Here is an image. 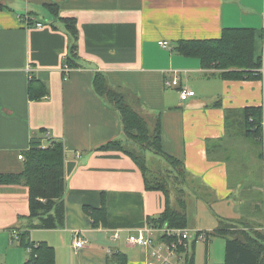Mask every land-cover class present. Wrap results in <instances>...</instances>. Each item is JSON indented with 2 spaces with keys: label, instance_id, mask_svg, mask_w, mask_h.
Segmentation results:
<instances>
[{
  "label": "crops",
  "instance_id": "1",
  "mask_svg": "<svg viewBox=\"0 0 264 264\" xmlns=\"http://www.w3.org/2000/svg\"><path fill=\"white\" fill-rule=\"evenodd\" d=\"M0 3L6 7L0 10V173H20L24 163L19 156L44 132L64 144L66 226L30 229L32 241H46L55 248L56 264H108L118 251L127 255L128 264H147V252L130 245L127 236L145 228L149 219L166 209L165 194L147 190L142 172L128 155L98 150L112 140L132 145L124 136L120 114L93 87L98 72L106 75L111 86L128 90L146 112L160 116L164 150L184 163L190 178L211 189L220 220L253 216L247 207L231 200L236 190L230 166L221 158L225 148L214 150L210 159L208 142L218 146L228 138L227 110L264 106V81L223 80L219 71L203 69L199 59L180 55L176 42L220 38L225 28H254L256 51L263 56L264 0ZM54 5L57 19L50 9ZM26 13L44 23V28L26 26L20 18ZM60 18H74L79 33L78 65L68 75L63 68L72 39ZM164 41L168 48L160 45ZM28 66L33 67V77L49 87L48 96L40 101L28 97L32 76ZM176 78L196 96L182 101L178 89L166 86ZM155 159L151 156L150 163ZM184 190L189 196L187 187ZM103 199L106 226L94 228L84 207L102 208ZM175 203L177 197L172 196L177 208ZM29 214L27 186L0 185V264L28 261L29 251L13 240V233L26 231ZM202 228L188 226L193 232L207 231ZM116 231H121V239L112 241ZM78 235L88 241L81 248L74 245ZM197 261L195 250V264Z\"/></svg>",
  "mask_w": 264,
  "mask_h": 264
},
{
  "label": "trees",
  "instance_id": "2",
  "mask_svg": "<svg viewBox=\"0 0 264 264\" xmlns=\"http://www.w3.org/2000/svg\"><path fill=\"white\" fill-rule=\"evenodd\" d=\"M4 8L6 7L0 3V10ZM50 9L57 19L58 7L54 5ZM59 20L72 39L70 54L65 61L71 68H75L78 65L75 61L79 37L77 21L74 18ZM257 40L258 34L254 28H225L220 38L178 40L176 51L185 57L199 59L203 69L219 71L217 75L223 80H261L262 76L258 69L262 65L263 56L257 54ZM93 87L98 96L120 114L124 136L133 145V148H129L121 140H112L98 150L125 153L142 172L147 190L161 191L165 194L166 209L159 217L149 219L150 225L188 228L186 191L182 186L190 177L184 163L164 150L160 116L142 113L139 101L130 95L128 90L111 86L103 73L95 74ZM48 94V85L32 77L28 85L29 99L40 101ZM226 126L228 137L250 141L261 148L259 158L263 163L264 172V106L227 110ZM46 133L44 132L40 139H33L32 147L23 154L24 168L20 173H0V185H25L29 188L30 214L26 217L29 223L26 231L19 234L20 246L30 254L24 264H56L55 248L46 241H32L30 229L56 230L64 229L66 226L65 148L62 142L56 141L53 137L48 138ZM213 143L216 142H208L210 159L214 150L224 148L221 143L218 146H213ZM148 152L161 157L167 164L180 169L185 175V182H182L177 189L178 209L172 205L173 189L171 188L177 184L171 185L167 179L173 173L172 169L167 170L166 177L158 176L148 164L146 156ZM84 211L91 216L94 228L106 226L108 213L104 199L102 208L85 206ZM234 222L222 221L219 229L206 232L208 237L206 243H209L214 236L225 238V257L221 264H264V234L252 235L249 231L231 233L232 228L229 226ZM196 245V242L192 243L188 250L187 264H195ZM108 264H128V257L120 251L115 252L111 255Z\"/></svg>",
  "mask_w": 264,
  "mask_h": 264
},
{
  "label": "rangeland",
  "instance_id": "3",
  "mask_svg": "<svg viewBox=\"0 0 264 264\" xmlns=\"http://www.w3.org/2000/svg\"><path fill=\"white\" fill-rule=\"evenodd\" d=\"M142 113L147 114L148 112L142 108ZM127 146L133 148V145L128 144ZM223 146L225 151H222L221 158L230 166L232 186H234L236 190L231 200L232 202L238 203L240 207H247L250 211L246 209L253 215L251 218L246 216L247 218L244 217L241 220H236L234 224L229 226L232 228L230 229L231 233L249 231L252 235L255 233L262 235L264 234V172L263 163L259 158L261 148L254 145L252 142L250 143V141L243 139L236 140L231 137H228L223 142ZM146 156L149 163L151 162V156L156 158L152 163L148 164L153 169L152 171L157 173L158 176L166 177L167 170L170 168L172 169L173 173H171L167 179L171 185L174 183L177 184L175 187H171L173 189V196L177 197L179 195L177 192L178 186H180L182 182L184 183L186 178L185 175L181 173L182 171L171 167L159 156L149 152ZM212 156L214 155L212 154ZM192 180H194V183L191 180L189 181V179L186 183L189 194V196L185 195V198L189 197L187 198L189 201L187 210L188 226L191 229L194 227H204L207 231H213L215 228H219V225H221L220 222L224 221L220 220L216 213V196L211 192V189L200 180ZM186 187H184V185L182 186L184 189ZM175 205L178 208L176 203ZM241 213L244 214L245 212L241 210ZM235 214L236 213H233L232 215ZM203 232H205V230ZM225 243V238L220 236H214L208 244L199 242L196 249L197 264L223 263L225 257Z\"/></svg>",
  "mask_w": 264,
  "mask_h": 264
},
{
  "label": "built area",
  "instance_id": "4",
  "mask_svg": "<svg viewBox=\"0 0 264 264\" xmlns=\"http://www.w3.org/2000/svg\"><path fill=\"white\" fill-rule=\"evenodd\" d=\"M22 22L26 26H35L36 28H44L45 24L35 21L32 16L28 13L20 16ZM163 48H168L169 43L164 41L160 42ZM27 71L30 75V79L33 77V67L28 66ZM63 71L68 75L72 68L65 64ZM264 81V55L262 57V65L258 69ZM166 86L169 88H176L179 90L180 99L187 101L190 98L196 96L195 91L183 88L180 85V81L171 79L166 82ZM46 136L51 137L50 133L47 132ZM46 137V138H47ZM20 160H25L24 155L19 156ZM20 233H13V240L18 242L20 240ZM112 241H118L121 239V231H116L111 235ZM127 242L135 247L144 249L148 254L147 264H187V253L191 248L192 243L196 242H208L206 232L197 231L193 232L188 228H176L168 225L153 226L148 223L145 228H142L136 232H130L127 236ZM88 241L79 235L75 238L74 245L76 248H81L86 245Z\"/></svg>",
  "mask_w": 264,
  "mask_h": 264
}]
</instances>
